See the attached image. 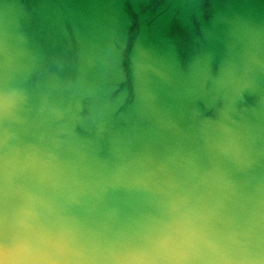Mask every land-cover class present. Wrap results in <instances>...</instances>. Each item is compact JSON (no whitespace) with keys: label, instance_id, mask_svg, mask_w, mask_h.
<instances>
[{"label":"clouds","instance_id":"clouds-1","mask_svg":"<svg viewBox=\"0 0 264 264\" xmlns=\"http://www.w3.org/2000/svg\"><path fill=\"white\" fill-rule=\"evenodd\" d=\"M0 264H264V0H0Z\"/></svg>","mask_w":264,"mask_h":264}]
</instances>
